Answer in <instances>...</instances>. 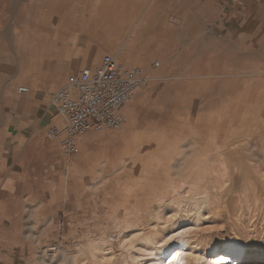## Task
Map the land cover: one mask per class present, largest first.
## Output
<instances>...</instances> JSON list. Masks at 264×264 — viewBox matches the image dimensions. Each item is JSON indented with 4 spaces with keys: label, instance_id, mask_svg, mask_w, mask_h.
Masks as SVG:
<instances>
[{
    "label": "rangeland",
    "instance_id": "374dc122",
    "mask_svg": "<svg viewBox=\"0 0 264 264\" xmlns=\"http://www.w3.org/2000/svg\"><path fill=\"white\" fill-rule=\"evenodd\" d=\"M106 54L145 81L67 156L52 93ZM17 135L58 194L52 244L12 260L160 264L232 238L264 264V0H0V146Z\"/></svg>",
    "mask_w": 264,
    "mask_h": 264
},
{
    "label": "crops",
    "instance_id": "0c3cea01",
    "mask_svg": "<svg viewBox=\"0 0 264 264\" xmlns=\"http://www.w3.org/2000/svg\"><path fill=\"white\" fill-rule=\"evenodd\" d=\"M102 53L101 44L87 47L77 65L93 66ZM96 56L98 60L93 63ZM48 139L58 140L63 152L59 138ZM31 152V146L22 144L20 135L13 137L10 146H0V264H21L11 259L15 249L23 244H49L53 238V226L49 227L53 221L46 214L43 222L39 215L45 217L47 202L58 194L53 188L55 178L44 175L46 167L39 162L35 166Z\"/></svg>",
    "mask_w": 264,
    "mask_h": 264
},
{
    "label": "built area",
    "instance_id": "2783aa9c",
    "mask_svg": "<svg viewBox=\"0 0 264 264\" xmlns=\"http://www.w3.org/2000/svg\"><path fill=\"white\" fill-rule=\"evenodd\" d=\"M144 81L141 67L125 66L112 55H104L97 68L86 67L71 75L63 87L52 93V103L63 124L52 126L48 137L59 138L67 156L76 153L79 137L121 125L123 106ZM18 91L28 94L31 88L21 86Z\"/></svg>",
    "mask_w": 264,
    "mask_h": 264
},
{
    "label": "bare ground",
    "instance_id": "6f19581e",
    "mask_svg": "<svg viewBox=\"0 0 264 264\" xmlns=\"http://www.w3.org/2000/svg\"><path fill=\"white\" fill-rule=\"evenodd\" d=\"M104 50L105 48L102 46V52H104ZM97 60L98 56L95 58L93 57V63ZM72 70L77 71V68L73 66L71 68V71ZM107 132L109 131H105V133ZM85 137L90 138L91 135L88 134L84 136V138ZM247 248L244 242L231 238L227 239L221 245L214 244L205 249H201L198 246H190V249H178L169 254H164L165 257H167L166 261L160 264H218L219 261H223L224 264H246L244 261L251 256Z\"/></svg>",
    "mask_w": 264,
    "mask_h": 264
},
{
    "label": "snow or ice",
    "instance_id": "6c2138e0",
    "mask_svg": "<svg viewBox=\"0 0 264 264\" xmlns=\"http://www.w3.org/2000/svg\"><path fill=\"white\" fill-rule=\"evenodd\" d=\"M218 264H224V262L223 261H219Z\"/></svg>",
    "mask_w": 264,
    "mask_h": 264
}]
</instances>
